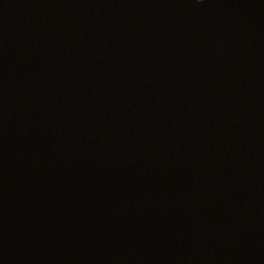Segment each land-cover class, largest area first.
<instances>
[{
	"label": "water",
	"instance_id": "95a60500",
	"mask_svg": "<svg viewBox=\"0 0 264 264\" xmlns=\"http://www.w3.org/2000/svg\"><path fill=\"white\" fill-rule=\"evenodd\" d=\"M0 264H264V0H0Z\"/></svg>",
	"mask_w": 264,
	"mask_h": 264
}]
</instances>
